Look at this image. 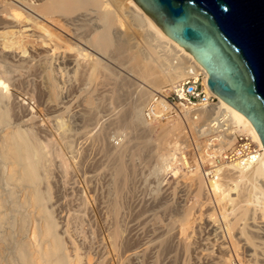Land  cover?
Returning a JSON list of instances; mask_svg holds the SVG:
<instances>
[{
    "label": "bare ground",
    "instance_id": "6f19581e",
    "mask_svg": "<svg viewBox=\"0 0 264 264\" xmlns=\"http://www.w3.org/2000/svg\"><path fill=\"white\" fill-rule=\"evenodd\" d=\"M122 26L124 35L120 33ZM120 38L121 45L118 43ZM125 44L131 50L126 59L128 70L135 79L143 81V85H136L138 95L134 100L137 102L129 108L134 123L140 125L146 122L141 110L152 91L184 79L190 67L200 69L206 80L205 68L183 46L166 35L134 0H0V264H95L92 258L96 255L94 249L91 251L95 255L91 256L92 252L84 251L85 248L81 254V245L69 235L72 243L70 250L58 229L61 221L58 200L62 195L57 194L60 191L57 189L60 187L57 171L61 166L60 170L66 175L68 165L66 157L56 147L58 136L54 131L58 132L59 138H66L63 143L68 144V135L65 134L69 127L62 113L74 98L69 92L61 96L57 105L55 100L52 104L50 100L52 91L53 95L57 94V73L60 77L63 75L61 83L69 73L78 74L82 84L106 77L104 69L107 66L103 65L101 57L112 52L113 55L117 53L115 56L119 55L120 48ZM29 84L33 85V97L29 93ZM90 98L87 96L85 103L89 104ZM22 100L27 102L23 104ZM209 111L226 113L233 125L248 133L263 152L246 167L225 165L217 168L218 176L206 180V184L204 174L198 168L191 171L187 183L193 186L191 192H194L199 208L196 210L198 214H194L192 208L194 213L187 211V208L184 217L178 219L179 233L185 240L182 243H185V251L192 247L194 243L191 245L190 238L195 235L196 228L200 229L198 224L203 219V227L200 225L203 232L199 231L202 233L198 239L200 243L194 241L199 244L191 248L198 256V250L203 255V259L197 257L199 264H264V148L250 120L219 96L218 103ZM197 113L202 120L208 114L205 110ZM51 120L56 121L54 131L47 132L50 130L47 123ZM41 123L47 126L42 127ZM204 125L203 122L198 129L199 135L205 133ZM160 126L159 132L156 131L161 148L157 152L158 168L176 174L180 171L178 165L183 164L176 155L184 136L183 125L178 118H174ZM56 158H59L58 165ZM115 171L119 176L124 173V165L120 161ZM76 175L79 174L70 175L75 183L78 179L73 177ZM81 177L84 185H88L85 175V179ZM77 184L79 186L80 182ZM68 200L72 202L73 199ZM81 200L78 202L81 203ZM72 203H67V206ZM116 204L114 213L117 212ZM226 205L231 206L229 212ZM203 206L209 210L205 214L200 212ZM61 207L62 204L59 209ZM73 214L74 211L72 218ZM68 220L64 224V233L68 230ZM112 228L101 236L96 252L101 251V262L105 261V264H122L118 249L121 228L117 225ZM134 252L131 248L126 254L131 256ZM234 258L237 261L233 262Z\"/></svg>",
    "mask_w": 264,
    "mask_h": 264
},
{
    "label": "rangeland",
    "instance_id": "374dc122",
    "mask_svg": "<svg viewBox=\"0 0 264 264\" xmlns=\"http://www.w3.org/2000/svg\"><path fill=\"white\" fill-rule=\"evenodd\" d=\"M122 27L123 29L120 30V33L122 32L121 34L124 35L125 29L124 26ZM123 35L121 36L122 38ZM120 41L121 38L118 41L121 45L122 41ZM120 49V54L117 56H115L117 53H114L113 55L112 52L108 56L105 55L101 57L103 65H106L107 69L111 71H108L106 68L104 69L107 78L101 76L97 80H92L90 82L87 81L88 83L86 82V84H82L80 77L77 76L78 74L72 75L69 73L67 74L68 76L65 75L68 79L64 78L65 80L63 79V83H61L63 75L60 77L58 73L57 76L55 74L59 89L57 88L56 95H53V91L52 93L50 92L52 94L50 100L51 104L53 103L52 100H55V104L57 105V101L61 99V96L69 94V92L74 98L73 101L71 99L70 103L68 102L69 108L64 109L62 113V118L64 117L63 120L69 127V129L66 130L68 133L65 135H68L67 137L70 139V142L67 138L68 142H66L68 144H65L68 146L70 144V147H66L63 143L66 138H59L60 136L57 134L58 132L54 131L53 126L56 121L51 120L54 123L51 121L50 123H47V125L50 126V130L48 129L47 132L54 131L55 136H58L56 137L57 142H55V144H57L56 147L59 149V152L61 150L66 157L68 165V173H66V175L69 177H67L66 181V175L60 170L61 166H58L57 171L58 186L62 188H57L61 191H59L61 194H59L58 191L57 194L60 196L62 195L61 200H58V210L61 215L58 229H60L66 246L70 248V250H72V243L69 235H71V238L74 237L73 240L76 241L77 244L81 245V248L79 249L81 254H83L82 252L84 248L86 249L84 251L90 250L89 252H92L91 256L96 253V258L92 256L95 264L96 262L98 264L99 261L100 264H105V261L101 262L103 255L100 253L101 251L98 250L96 252V245L98 242L101 244V236L113 229L112 227L115 225H117L118 228H123V231L119 229L121 232L120 235L122 236L119 241V244H121L118 247V249L120 248L119 252L121 251L122 264H199L197 257L203 259V255L200 254V251L198 250V252H196L199 253L198 256L195 254L194 250L192 252L191 248H193L194 244L196 246L197 242L200 243L198 239H200L202 235V233L200 234V230L203 232L202 227L204 224L201 223L203 222V219H201V222L198 224L200 229L196 228L194 232L195 235L193 234L190 238L191 245L194 244L192 247H189V249L187 248L188 250L186 251L184 248L185 240H183L184 238L182 239L184 236L179 233L180 231L178 228V219L183 216V213L185 215L187 208V211L190 212L192 208L195 213L193 211L191 212L198 214V211L196 210L199 206H196V197L194 192H191L193 186H190L187 183L188 175L193 169H189L180 164V166L178 165L180 171L173 174L171 171H163L158 168L159 161L157 159V152L161 148L157 132L160 130V125L171 119H162L154 122L146 121L145 123H140V125L139 123L132 122V112H130L131 110L129 108L130 105L133 107V103L137 102L138 88H136V85H143V81L141 82V80L135 79L132 73L128 70L129 63L126 59L130 55V47L125 44V46ZM107 73L109 76H107ZM70 76L72 80H70ZM102 78L106 79L102 80ZM64 83L65 85L63 86ZM29 85V93L30 95L32 94L33 97L35 94L34 91H32L33 85ZM78 88L80 89V92ZM70 90H73V92ZM88 92H90V94ZM53 96L56 97L53 99ZM87 96L92 97L90 98L91 102L89 104L84 101ZM134 97L136 100H134ZM149 97L146 98L144 103H146ZM24 101L25 100H22L23 104L27 102ZM144 105L145 104L142 106V110ZM44 125H46V123ZM44 125L41 123L42 127H44ZM69 132L71 134L70 137ZM60 140H62L64 147L62 146L63 144L60 143ZM120 153L121 155H119ZM58 160L59 158H56L57 165L59 164ZM119 161L124 165L125 169V171H122L124 172V175L122 174L121 176L117 175L115 171ZM84 169L87 170L82 174L81 172ZM88 170H91L89 172L91 175L88 174ZM74 172L80 175H76V178L73 177L76 180L78 179L77 181L75 180L76 183L73 179L72 181L70 179V175L75 174ZM87 174L90 176L91 180H89ZM84 175L89 181L85 179ZM92 175L95 176L91 177ZM77 176L79 178H77ZM81 176L85 179V183L87 182L86 184H88L86 185L89 188H87L88 191L86 190L84 180ZM59 179H61V182H59ZM203 180L206 184L205 177H203ZM71 182H73L72 185ZM79 182L80 184L78 186L77 183ZM62 183L64 184L62 185ZM69 185L73 187V190L70 189L71 187ZM81 185L83 187L82 189ZM62 190L65 192L62 193ZM81 190L83 195L80 192ZM83 190L85 192H83ZM79 193L82 196H80ZM185 193H187L186 196ZM70 195L72 198H70ZM60 196H58V199ZM78 197L79 200L83 199V201L81 200V203L78 202ZM68 199H73L72 202H75V206H73L71 201L68 202ZM60 202H62L61 204L63 206L61 209H59V206H61ZM66 202L68 205L70 203L72 204L67 206ZM82 202H84L85 205ZM116 203H119V205ZM115 204L117 205V212L114 213L115 210L113 207ZM73 207L77 210L75 211ZM203 207L202 209L200 207V212L204 211L203 214H205L209 210L207 209V206ZM230 209L231 206L226 205V210L228 212ZM67 211L70 212V214H68ZM73 211L74 214L72 218ZM111 215H113L112 219L110 217ZM69 217L70 220H68ZM66 218L71 223L68 222V230L64 233L63 229L65 227L64 224L67 221L65 220ZM109 221H111L110 225ZM122 239H124V241ZM182 241H184V244ZM199 243H197V245ZM82 246L84 247L82 248ZM131 248L134 249L135 252L134 255L130 256L126 253H129ZM93 249L95 253L94 251H91ZM235 260L236 259L234 258L233 262ZM82 262H84V260ZM234 263L238 264L236 262Z\"/></svg>",
    "mask_w": 264,
    "mask_h": 264
},
{
    "label": "water",
    "instance_id": "95a60500",
    "mask_svg": "<svg viewBox=\"0 0 264 264\" xmlns=\"http://www.w3.org/2000/svg\"><path fill=\"white\" fill-rule=\"evenodd\" d=\"M207 71L217 97L244 114L264 148V0H134Z\"/></svg>",
    "mask_w": 264,
    "mask_h": 264
},
{
    "label": "built area",
    "instance_id": "2783aa9c",
    "mask_svg": "<svg viewBox=\"0 0 264 264\" xmlns=\"http://www.w3.org/2000/svg\"><path fill=\"white\" fill-rule=\"evenodd\" d=\"M217 103L218 97L208 88L203 72L190 67L184 79L154 90L142 110L147 122L174 118L182 122L184 136L176 155L182 166L198 168L206 180L217 177L216 169L225 165L246 167L263 152L226 113L209 111ZM199 110L208 112L205 120L198 115ZM203 122L205 133L199 135Z\"/></svg>",
    "mask_w": 264,
    "mask_h": 264
}]
</instances>
